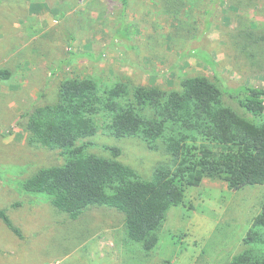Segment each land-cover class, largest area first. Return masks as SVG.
<instances>
[{
  "label": "rangeland",
  "instance_id": "obj_1",
  "mask_svg": "<svg viewBox=\"0 0 264 264\" xmlns=\"http://www.w3.org/2000/svg\"><path fill=\"white\" fill-rule=\"evenodd\" d=\"M235 3L0 0V71L8 73L0 78V210L21 235L0 220V264H226L243 249L264 185L230 190L223 180L206 177L188 187L184 204L167 210L149 252L127 237L123 213L91 206L70 218L46 194L22 187L39 169L65 162L59 150L29 144L25 125L35 108L57 101L66 79L181 91L184 79L203 76L221 90L224 104L258 122L226 89H264V68L238 46L247 24L264 27L262 1L257 9ZM77 146L102 157L118 148V160L143 180L169 161L139 138L101 131Z\"/></svg>",
  "mask_w": 264,
  "mask_h": 264
},
{
  "label": "trees",
  "instance_id": "obj_2",
  "mask_svg": "<svg viewBox=\"0 0 264 264\" xmlns=\"http://www.w3.org/2000/svg\"><path fill=\"white\" fill-rule=\"evenodd\" d=\"M261 1L258 10L264 16V0H236L235 5L257 9ZM257 27L247 24L238 46L262 69L264 27ZM7 76L0 71V78ZM226 93L241 98L240 106L258 122L224 104L221 90L203 76L184 79L181 91L128 88L121 82L106 88L91 78L66 79L57 101L35 108L25 125L29 144L59 150L65 162L39 169L22 184L23 190L46 194L70 218L91 206L113 208L124 215L127 237L149 252L167 210L184 204L188 187L206 177L223 180L230 190L264 185V89L238 86ZM98 131L117 139L139 138L169 161L143 180L118 160V148H107L110 157H102L77 146ZM0 220L21 236L2 210ZM242 241L243 249L226 264H264V200Z\"/></svg>",
  "mask_w": 264,
  "mask_h": 264
}]
</instances>
